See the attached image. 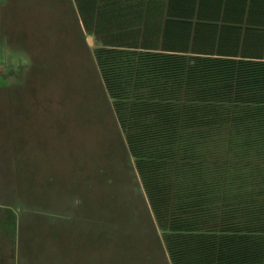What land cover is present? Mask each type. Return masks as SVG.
Wrapping results in <instances>:
<instances>
[{
    "label": "trees",
    "instance_id": "trees-1",
    "mask_svg": "<svg viewBox=\"0 0 264 264\" xmlns=\"http://www.w3.org/2000/svg\"><path fill=\"white\" fill-rule=\"evenodd\" d=\"M171 264H264V0H74Z\"/></svg>",
    "mask_w": 264,
    "mask_h": 264
},
{
    "label": "rangeland",
    "instance_id": "rangeland-1",
    "mask_svg": "<svg viewBox=\"0 0 264 264\" xmlns=\"http://www.w3.org/2000/svg\"><path fill=\"white\" fill-rule=\"evenodd\" d=\"M70 0L0 1V264H171Z\"/></svg>",
    "mask_w": 264,
    "mask_h": 264
},
{
    "label": "crops",
    "instance_id": "crops-1",
    "mask_svg": "<svg viewBox=\"0 0 264 264\" xmlns=\"http://www.w3.org/2000/svg\"><path fill=\"white\" fill-rule=\"evenodd\" d=\"M1 1V0H0ZM2 1H5V0H2ZM70 1H72L73 2V6H74V8H75V10H76V12H77V14H78V11H77V7H76V4H75V1L74 0H70ZM78 17H79V14H78ZM82 24V23H81Z\"/></svg>",
    "mask_w": 264,
    "mask_h": 264
}]
</instances>
